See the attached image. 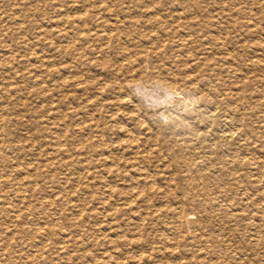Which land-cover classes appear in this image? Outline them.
<instances>
[{"label":"rangeland","instance_id":"1","mask_svg":"<svg viewBox=\"0 0 264 264\" xmlns=\"http://www.w3.org/2000/svg\"><path fill=\"white\" fill-rule=\"evenodd\" d=\"M185 1L0 0V264H264V0Z\"/></svg>","mask_w":264,"mask_h":264},{"label":"bare ground","instance_id":"2","mask_svg":"<svg viewBox=\"0 0 264 264\" xmlns=\"http://www.w3.org/2000/svg\"><path fill=\"white\" fill-rule=\"evenodd\" d=\"M168 1V0H167ZM183 1V0H182ZM165 2V1H164ZM166 3V2H165ZM170 3V2H169ZM183 3V2H182ZM159 4H163V1H161V2H159ZM172 4V3H171ZM170 4V5H171ZM184 4H186V9H188V12H189V14H191V16L193 17V18H191L190 20H191V22H190V27L193 29L195 26H197V25H199V26H202L203 25V23H201L202 21H204L199 15H198V13H197V11H199V13H200V9H201V5H199L198 3H196V2H191V1H188L187 0V2L185 1V3ZM184 4H179V5H183L184 6ZM156 5V4H155ZM172 6V5H171ZM174 6V5H173ZM161 7H163V6H161ZM170 7V6H169ZM152 9L151 10H149L150 8H148L147 10H145L144 11V14H145V17H144V21L143 22H140L139 20H133L131 17L127 20V25H130V26H132V27H144V26H146V27H148V28H154V25H155V23H156V18H155V16L156 15H160L159 14V11L157 12V6H152L151 7ZM159 9V8H158ZM183 9H185V7L183 8ZM195 13H197V14H195ZM184 14V13H183ZM193 14V15H192ZM185 15V14H184ZM188 17V16H187ZM146 18V19H145ZM131 20V21H130ZM159 21H157V23H158ZM209 22V21H208ZM100 23H102L101 25L102 26H100V29H101V31H100V33L99 34H97V36L95 37V40L94 41H96V40H101V41H106V42H111V41H115V39L118 41V37H120V36H118V37H116L115 38V36L112 34V32L111 33H106L107 32V30L108 31H111V30H114V29H116V28H118L117 26H115V27H112L111 25H107V24H105V23H103V22H100ZM156 23V24H157ZM200 23L202 24V25H200ZM186 24H188L187 22H186ZM158 25V24H157ZM210 26V25H209ZM121 27V26H120ZM165 26H163V25H161L160 26V28H159V31L158 32H156V33H150L149 32V37H151V38H154V40H152L151 41V43H155V42H159V41H161L160 39H158V38H156V37H153V34H155L154 36H158V34L159 33H163V32H166L165 31V28H164ZM207 27V25L205 26V28ZM212 27V26H211ZM130 28V27H129ZM117 30V29H116ZM148 31V30H147ZM209 30H207L206 29V32H208ZM122 32H123V30H122ZM121 31H120V35H122V37H123V33H122ZM217 32V31H216ZM215 32V33H216ZM203 33H204V31H203ZM209 33H210V31H209ZM118 34V33H117ZM116 34V35H117ZM195 34V33H194ZM200 34V33H199ZM198 34V35H199ZM226 34V33H225ZM210 35V34H209ZM126 36V35H125ZM206 36H208V34L206 35ZM211 36H213V34L211 35ZM124 38V37H123ZM212 38V37H211ZM88 38H87V35L86 34H82V37H81V39H80V41H85L86 42V40H87ZM216 39V38H215ZM209 40V39H208ZM221 40V39H220ZM113 41V42H114ZM223 41V40H222ZM82 42V43H83ZM212 42V41H211ZM216 43H217V41H215ZM214 42V43H215ZM225 42V41H224ZM161 42H159L158 44H160ZM226 43V42H225ZM223 44V43H222ZM105 45V44H104ZM109 45V44H108ZM157 45V44H156ZM165 45V44H164ZM225 46H226V44H224ZM154 46V45H153ZM158 46V45H157ZM156 47V46H155ZM164 49H165V47H164ZM167 50V49H166ZM126 52V51H125ZM165 51H157V55H158V57H162V56H164L165 55V53H164ZM144 53V52H143ZM143 55H145V56H142L143 57V59L146 57V59L147 58H149L148 56H146L147 54L145 53V54H143ZM139 59V58H138ZM137 60V59H136ZM135 60V61H136ZM148 60V59H147ZM131 61H132V59H131ZM134 61V60H133ZM127 62V61H126ZM137 62V61H136ZM138 63V62H137ZM135 64V63H134ZM134 64H127L128 65V67L127 68H129V67H132V66H134ZM211 66V65H210ZM210 70H212V69H210ZM127 71V70H126ZM173 81L170 83V84H164V82H162V81H159V80H155V83H153L150 87L147 85V83L146 82H143V81H141V80H138V81H130V82H128V85H126V88H127V90H133L134 89V91L135 90H137V91H142V93H143V95H151V93H152V95L154 94V92H157V91H159V92H163V91H166L167 89L169 90V91H174L175 93L177 92L178 93V91H181L182 92V86L180 85V84H177L176 82L177 81H174L175 80V77H174V79H172ZM230 81V80H229ZM153 86V87H152ZM191 86V85H190ZM193 86H194V89H193ZM148 89H147V88ZM196 88V89H195ZM190 91L189 92H191V91H197V84H195L194 83V85H192L190 88ZM187 91V90H186ZM128 93V92H127ZM174 93V94H175ZM166 94V93H165ZM169 94V93H168ZM172 94V93H171ZM173 94V95H174ZM230 96V95H229ZM229 96H227V97H229ZM147 98H149V99H151L152 97H147ZM156 98V97H155ZM162 98V97H161ZM160 98V101H162V99ZM168 98V97H167ZM157 99V98H156ZM153 100H154V98H153ZM164 100H166V99H164ZM147 101V100H146ZM149 101H151V100H149ZM149 101H148V103H149ZM158 101H159V99H158ZM184 101V100H183ZM230 100H228V99H225V97L224 98H222V101H221V103H228ZM154 102V101H153ZM94 103V102H93ZM98 103V102H97ZM122 103V102H121ZM140 103V102H139ZM158 103H160V102H158ZM165 103V102H164ZM150 104H152V103H150ZM156 104H157V102H156ZM215 103H213V102H210V104H209V106H213ZM150 106H152V105H150ZM136 107V106H135ZM214 107V106H213ZM143 108V107H142ZM153 108V107H152ZM212 108V107H211ZM160 109H162V108H160ZM213 109V108H212ZM57 111V110H56ZM144 111H145V109H144ZM160 111V110H159ZM215 111V110H214ZM140 112V111H139ZM165 112V111H164ZM211 112V111H210ZM58 113V112H57ZM157 113H158V110H154V109H149L148 108V110L146 111V115H148V117L149 118H155L156 116H157ZM161 113V112H160ZM215 113V112H214ZM161 115H163V113L161 114ZM155 116V117H154ZM164 116H166V113L164 114ZM160 118V117H159ZM163 118V117H162ZM139 119V118H138ZM161 119V118H160ZM151 120V119H150ZM154 123H161V121L160 120H158V119H155V122ZM165 123V122H164ZM159 125V124H158ZM163 125V124H162ZM87 127V126H86ZM123 134V133H122ZM202 139V138H201ZM78 163V162H77ZM192 185V184H191ZM9 243V242H8ZM13 264V263H12Z\"/></svg>","mask_w":264,"mask_h":264}]
</instances>
